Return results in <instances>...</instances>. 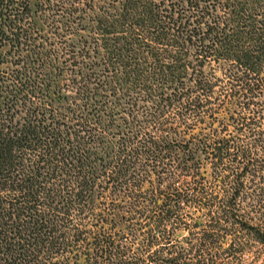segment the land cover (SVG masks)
<instances>
[{"label":"trees","instance_id":"obj_1","mask_svg":"<svg viewBox=\"0 0 264 264\" xmlns=\"http://www.w3.org/2000/svg\"><path fill=\"white\" fill-rule=\"evenodd\" d=\"M263 217L264 0H0V264H216Z\"/></svg>","mask_w":264,"mask_h":264},{"label":"rangeland","instance_id":"obj_2","mask_svg":"<svg viewBox=\"0 0 264 264\" xmlns=\"http://www.w3.org/2000/svg\"><path fill=\"white\" fill-rule=\"evenodd\" d=\"M192 211V210H191ZM260 218V216H259ZM190 222V219H188ZM261 225L264 228V217L261 219ZM222 246H226V243L222 244ZM212 253H218L222 259H218L216 264H264V246L262 245H254L252 249L245 251L242 255H233V256H225L223 254V247L219 248L218 246L211 248ZM236 258H233V257ZM257 256H260L256 259ZM255 258V259H254Z\"/></svg>","mask_w":264,"mask_h":264}]
</instances>
